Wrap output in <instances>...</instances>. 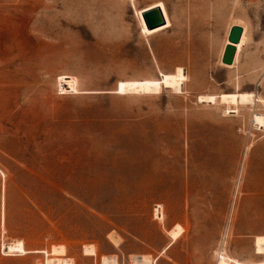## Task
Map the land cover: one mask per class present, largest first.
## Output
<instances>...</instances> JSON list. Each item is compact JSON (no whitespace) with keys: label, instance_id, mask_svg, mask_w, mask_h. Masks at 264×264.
<instances>
[{"label":"rangeland","instance_id":"374dc122","mask_svg":"<svg viewBox=\"0 0 264 264\" xmlns=\"http://www.w3.org/2000/svg\"><path fill=\"white\" fill-rule=\"evenodd\" d=\"M157 1L172 27L146 35ZM179 67L181 93L118 90ZM255 113L264 0H0V264H264Z\"/></svg>","mask_w":264,"mask_h":264},{"label":"bare ground","instance_id":"6f19581e","mask_svg":"<svg viewBox=\"0 0 264 264\" xmlns=\"http://www.w3.org/2000/svg\"><path fill=\"white\" fill-rule=\"evenodd\" d=\"M158 6L161 7L163 10L164 16L166 18V23L157 28L150 29L146 24L143 14L144 12H147L151 8L158 7ZM137 14H138L140 25H141V30L146 35H152V34L158 33L160 31L169 29L172 26V22L169 18L165 4L162 1H157L153 3L152 5H149L148 7L139 9L137 11ZM186 80H187V76H186L184 68L179 67L175 73H170V74L161 73L160 79L120 81L118 90L120 91V93H125L127 91H130L131 93H155V92H160L163 86H165V87H169L175 92L181 93L183 92L184 83ZM199 98L201 102H205L208 104L209 103L213 104L217 100L215 95H200ZM233 98L234 99L236 98L237 103L242 104V105L248 104V103L252 105L255 104V94L253 92H239L236 95H234ZM253 122L255 123V126L257 128L264 129V113L263 114L255 113L253 115ZM156 214L158 213L156 212ZM5 249H6L5 252L7 253H13V252L25 253L26 252L25 244L22 239H15V240L8 242L5 246ZM58 249H59L58 250L59 252H63L65 250V247L62 246L61 248H58ZM55 251L56 250H54V253ZM58 251H56V253ZM86 251L89 253L95 254L94 246H90L86 248ZM133 258H135L134 260L136 264H150L151 263L150 257L148 256H143L141 258H138V257H133ZM72 260L73 259L71 258H62L61 264H73L74 261ZM49 263L59 264L57 260H50L47 264ZM218 264H228L227 258L224 255H222L218 260ZM238 264H242V263L238 262Z\"/></svg>","mask_w":264,"mask_h":264},{"label":"water","instance_id":"95a60500","mask_svg":"<svg viewBox=\"0 0 264 264\" xmlns=\"http://www.w3.org/2000/svg\"><path fill=\"white\" fill-rule=\"evenodd\" d=\"M143 16L147 26L150 29L157 28L166 23V18L164 16L163 10L159 6L151 8L147 12H144ZM242 32L243 28L241 26H233L229 34V39L231 43H238L241 39ZM233 44L226 46L222 57V61L228 65L234 63L237 53V48Z\"/></svg>","mask_w":264,"mask_h":264},{"label":"crops","instance_id":"0c3cea01","mask_svg":"<svg viewBox=\"0 0 264 264\" xmlns=\"http://www.w3.org/2000/svg\"><path fill=\"white\" fill-rule=\"evenodd\" d=\"M154 3H155V2H154ZM152 4H153V3H152ZM152 4H149V5H152ZM149 5H147V6H145V7H148ZM145 7H143V8H145ZM170 20H171V19H170ZM171 22H172V21H171ZM171 27H172V26H171ZM171 27H170V28H171Z\"/></svg>","mask_w":264,"mask_h":264},{"label":"built area","instance_id":"2783aa9c","mask_svg":"<svg viewBox=\"0 0 264 264\" xmlns=\"http://www.w3.org/2000/svg\"><path fill=\"white\" fill-rule=\"evenodd\" d=\"M157 211H159V209H157Z\"/></svg>","mask_w":264,"mask_h":264}]
</instances>
